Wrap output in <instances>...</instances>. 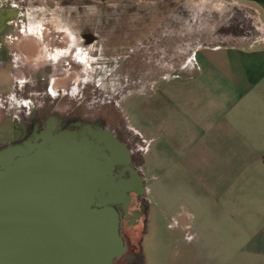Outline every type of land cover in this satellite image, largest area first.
<instances>
[{
    "label": "rangeland",
    "instance_id": "obj_1",
    "mask_svg": "<svg viewBox=\"0 0 264 264\" xmlns=\"http://www.w3.org/2000/svg\"><path fill=\"white\" fill-rule=\"evenodd\" d=\"M47 4L61 7L55 20L72 32L68 34L72 47L63 49L61 43H53L58 34L47 32L46 56L32 60L30 51L21 48L17 51L24 56L17 58L14 66L8 62L2 67L0 147L23 140L32 122L42 117L65 116L69 121L103 126L129 150L130 165L145 188L142 219L147 230L143 234L140 228L131 233L125 230L127 251L113 264H131L134 251L142 252L141 264H262L246 257L247 237L241 234L242 227L212 219L206 189L190 163L180 161L172 146L156 152L159 139L145 160L148 137L142 129L134 131L129 120V105L153 84L143 80L145 73L159 72L156 63L163 53L160 49L131 48L129 41H142L143 35L130 32L144 23L162 25L177 28L184 43L198 38L200 45H226L256 35L255 8L233 7L213 13L204 11L207 5L201 3L198 13L189 10L187 3H168L169 9L181 10L184 16L150 19L144 18L145 11L160 8L159 3L145 7L127 1L50 0ZM40 23L47 28L46 17H41ZM154 36L160 40L159 33ZM135 118L138 116H131L132 121Z\"/></svg>",
    "mask_w": 264,
    "mask_h": 264
},
{
    "label": "crops",
    "instance_id": "obj_2",
    "mask_svg": "<svg viewBox=\"0 0 264 264\" xmlns=\"http://www.w3.org/2000/svg\"><path fill=\"white\" fill-rule=\"evenodd\" d=\"M47 1L0 0V72L8 62L14 66L24 56L17 51L21 48L30 51L32 60L46 56L47 32L58 34L53 43H61L63 49L72 47V32L55 20L61 7ZM111 1L145 7L159 3L160 8L145 11L144 18L150 19L184 16L181 10L169 9L168 3H187L189 10L198 13L201 3L207 5L204 11L213 13L233 7L257 11L256 35L226 45L204 46L198 38L184 43L177 28L162 25L144 23L130 32L143 35L142 41H129L131 48L163 53L156 63L159 72L145 73L143 80L153 84L142 98L135 96L129 120L134 131L142 129L148 137L145 160L153 153L156 139L161 142L156 152L172 146L206 189L212 219L242 227L246 257L264 264V0ZM41 17L47 18V28ZM184 49L188 52L180 53ZM133 115L137 120H131Z\"/></svg>",
    "mask_w": 264,
    "mask_h": 264
},
{
    "label": "water",
    "instance_id": "obj_3",
    "mask_svg": "<svg viewBox=\"0 0 264 264\" xmlns=\"http://www.w3.org/2000/svg\"><path fill=\"white\" fill-rule=\"evenodd\" d=\"M76 126L0 147V264H113L125 252L120 211L142 178L108 129Z\"/></svg>",
    "mask_w": 264,
    "mask_h": 264
},
{
    "label": "flooded vegetation",
    "instance_id": "obj_4",
    "mask_svg": "<svg viewBox=\"0 0 264 264\" xmlns=\"http://www.w3.org/2000/svg\"><path fill=\"white\" fill-rule=\"evenodd\" d=\"M84 36L86 38L88 37L87 35H84ZM51 91L52 90L50 88L47 89V92L50 93ZM51 124H54V127H56L57 130H60V129H77V130H79V127L76 126V124H81V125L82 124H88L93 129L105 128L103 126H98L96 124L94 125V124H90V123H82L81 121H77V120L69 121L68 119H66L65 116L60 117V118H55L53 116L51 119L42 117L39 120L32 122V128H31L29 133H26V137L31 135L34 130L43 129L46 125H51ZM137 174H138V172H137ZM125 177H128L127 172H125ZM129 196H130V200H129L127 208L125 209L124 212H122V210L120 211V220H121L120 232L122 234V237L125 236V233H124V232H126L125 230H127L131 233V232H134L135 230H137L138 228H140L139 232L141 234L145 233L147 230L146 220L142 219V217L144 216V210H145V205L142 201L143 194L139 195L135 191H132L129 193ZM123 240H124V237H123ZM124 243H125V241H124ZM125 247H126V245H125ZM126 251H127V248H126L125 252ZM141 254H142V252L134 251L133 256L131 258H133V260H137L138 264H141V261H142ZM133 260H132L131 264L133 263Z\"/></svg>",
    "mask_w": 264,
    "mask_h": 264
}]
</instances>
